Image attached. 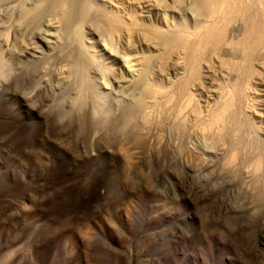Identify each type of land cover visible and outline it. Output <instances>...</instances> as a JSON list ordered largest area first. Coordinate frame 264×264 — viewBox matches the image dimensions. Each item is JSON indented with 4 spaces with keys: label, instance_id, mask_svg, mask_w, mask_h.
<instances>
[{
    "label": "rangeland",
    "instance_id": "rangeland-1",
    "mask_svg": "<svg viewBox=\"0 0 264 264\" xmlns=\"http://www.w3.org/2000/svg\"><path fill=\"white\" fill-rule=\"evenodd\" d=\"M131 5L125 9L131 11ZM234 31L229 38L239 36L240 30ZM130 41H116L114 48L125 53L127 45L141 46ZM2 47L3 60L14 65ZM214 66L201 72L196 91L202 114L217 100V85L229 95L239 83ZM256 69L251 79L256 85L248 84L253 88L248 86L246 101L252 111L246 106L235 113L243 121L238 131L246 132L237 137L244 136L240 143L245 138L250 147L238 143L246 150L239 151L234 144L236 158L232 127H224L229 135L223 129L225 137L214 140L207 129L165 123L162 113L148 122L139 115L126 120L127 104L118 105L115 95V100L103 96L109 110L100 112L93 111L89 95L83 96L78 112V103L69 104L74 94L61 104L54 85L30 91L28 78L15 68L10 76H0V264H264V70Z\"/></svg>",
    "mask_w": 264,
    "mask_h": 264
},
{
    "label": "bare ground",
    "instance_id": "bare-ground-1",
    "mask_svg": "<svg viewBox=\"0 0 264 264\" xmlns=\"http://www.w3.org/2000/svg\"><path fill=\"white\" fill-rule=\"evenodd\" d=\"M129 2H132L131 8L132 10L134 8V14L131 12L132 10L130 11V7L128 11L125 9L126 3ZM0 14L2 16L0 19L4 21L0 22V40H3L2 44L5 45V48L7 47L10 57L16 60L13 59L14 65L8 62L10 60L7 62L5 59L3 60L4 52L0 43L1 77H4L5 74L8 76L12 71L15 72V68L17 73L19 71L23 74V79L24 77L28 78L30 91L34 90L35 86L48 89L54 85L53 88L58 91L61 104L67 102L66 98H70V95L74 94L75 100L72 96L73 99H69L72 100L69 104L75 106L78 103V107H80L76 109L78 112L84 106L82 100L86 95H89L94 103L93 111L98 112L102 108L108 109L106 104L108 99L104 100L106 104L104 107L107 108L101 107L104 102L103 96L110 95L107 97L111 98V95H115L116 100L113 99L117 101L118 105H122V101L127 104L126 120L139 115L138 117H141L138 119L148 122L151 119L154 120L151 118L152 116L161 117L162 113V116L165 115L162 119H168V121L164 120L165 123L171 122L173 126L182 125V127L185 124L184 128L188 126L194 131L207 129V132L211 131L209 134L215 135L212 136V139L216 138L214 140H220V137L223 139L224 134L221 136V133L224 127L229 126L232 127V130L229 129L231 132L237 130L235 136L224 129L228 135L234 136V142L237 141L233 144L231 141V149H234L236 144V148L243 146L238 143L246 132L242 129L245 134L241 131L243 137L240 135V138L237 137L240 132L239 128H243L242 125L239 127V123L243 124V121L240 120L241 118L239 119L240 114L238 113L239 115L237 114L238 117H236L235 113L241 109L245 111L250 106V102L246 104L248 96L251 99L248 95V86L250 87L248 84L252 78H256L254 77L257 75L255 74L256 68L264 70V0H167V2L164 0H0ZM234 30H240L239 36L231 39L232 36L229 38V34L231 31L234 33ZM89 35L95 40L96 46L94 41L89 39ZM11 36H17L12 43H10ZM131 38L141 45L139 48L137 47L138 49L132 47L134 48L132 50L131 46L127 45L128 48L125 46L127 52L120 53L121 49L114 48L116 41L118 43L121 41V44L124 45L128 44L132 40ZM132 43L135 46L134 42ZM119 46L121 45L119 44ZM97 48L98 50H96ZM120 48L124 49V46ZM212 63L223 75L234 76L236 83H239L234 82L236 85H232L233 87L230 88H233V94L229 95L227 93L229 89L225 92V88L223 90L222 86L217 85L219 88L215 87L217 88L214 90L215 93L213 91L214 94L217 93V97L215 96L217 100H214L216 102L213 101L212 107L208 106L202 114L196 106V91L200 88L199 81L203 76L201 72H210V68L213 67ZM253 82L255 80L251 83ZM211 84L213 85L212 82ZM254 84L256 85V82ZM252 88L250 87L249 90ZM55 95L54 99H57ZM77 99L80 100L76 102ZM234 100H237L235 106L233 105L235 104ZM109 101L111 103L108 102V104H112L113 101ZM238 104L240 105L237 107ZM246 106L247 108H245ZM250 108L251 106L248 109L249 112ZM106 112L105 115L108 114ZM259 122L261 121L259 120ZM130 123L128 122V124ZM124 126L123 128H125ZM171 126L172 129L173 126ZM184 128L181 129L184 130ZM173 130L175 129L173 128ZM189 130L186 128L187 132ZM202 132L201 134L207 133L206 131ZM247 135L249 137L251 134ZM232 137L227 138L232 140ZM250 137L253 141V137ZM256 137L258 138V136ZM243 141L244 143L241 141L240 144L246 145L247 140L245 141L244 138ZM258 143L261 142L258 141ZM216 144L215 146H219ZM257 147L259 146L257 145ZM236 148L235 150H237ZM241 149L244 148H238L239 151ZM234 152L232 156L236 158L239 152L236 151V155ZM248 154L250 153L248 152ZM231 157L227 158L230 160ZM205 158L207 157L205 156ZM218 158L217 160H219ZM258 162L254 163V168L259 167L256 165ZM211 163L208 166H212ZM222 163L224 162L222 161ZM248 163L246 161L245 164ZM228 167L227 169L233 168V165ZM254 170L252 171L254 172ZM250 182L252 183V181Z\"/></svg>",
    "mask_w": 264,
    "mask_h": 264
},
{
    "label": "trees",
    "instance_id": "trees-1",
    "mask_svg": "<svg viewBox=\"0 0 264 264\" xmlns=\"http://www.w3.org/2000/svg\"><path fill=\"white\" fill-rule=\"evenodd\" d=\"M67 200L70 202L71 197H68ZM58 202H59V200H58ZM75 203H76V199L73 200V204H75Z\"/></svg>",
    "mask_w": 264,
    "mask_h": 264
}]
</instances>
